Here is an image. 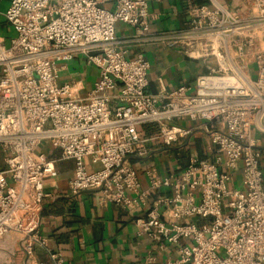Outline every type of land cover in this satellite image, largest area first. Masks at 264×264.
Returning <instances> with one entry per match:
<instances>
[{
    "label": "built area",
    "instance_id": "1",
    "mask_svg": "<svg viewBox=\"0 0 264 264\" xmlns=\"http://www.w3.org/2000/svg\"><path fill=\"white\" fill-rule=\"evenodd\" d=\"M160 1L10 0L3 17L15 37L8 46L0 37V248L16 242L32 262L39 246L64 263L41 235L42 209L57 163L72 161L70 192L136 214L139 236L177 249L165 264H264L253 135L264 134V0H187V27L151 33L149 2ZM117 24L135 36L118 38ZM129 43L163 45L205 72L174 90L159 80L150 93V62L130 56ZM76 59L97 70L85 98L59 83ZM157 141L172 153L167 172L137 170L131 160L158 156Z\"/></svg>",
    "mask_w": 264,
    "mask_h": 264
},
{
    "label": "crops",
    "instance_id": "2",
    "mask_svg": "<svg viewBox=\"0 0 264 264\" xmlns=\"http://www.w3.org/2000/svg\"><path fill=\"white\" fill-rule=\"evenodd\" d=\"M10 0H0V15L6 11ZM187 0H163L149 2V30L151 33L172 31L187 27ZM116 34L120 39L135 36L133 28L117 24ZM130 56L142 52L150 62L148 76L149 92L159 90V80L168 90L182 85L193 86L198 75L205 71L201 63L188 60L175 50L163 45H139L129 43L124 46ZM97 70L79 59L67 64L60 74L59 83H73L76 96L85 98L97 79ZM188 121L183 125H192ZM253 135L259 141L263 153L264 171V134L254 130ZM46 149V148H45ZM159 155L148 160L132 159V165L143 172L145 167L153 165L157 173L163 175L171 166L173 157L170 151L157 141L153 146ZM200 153V147L197 145ZM48 154L52 153L49 146ZM88 162H90L88 160ZM58 175L45 183L46 197L42 209L41 235L47 241V249L60 253L63 264H165L174 259L177 249L166 246L157 249L146 236H139L135 225L136 214L125 208L110 204L101 206L93 191L73 195L69 182L74 176V162L63 161L56 165ZM95 167L89 164V170ZM144 188L148 187L146 178ZM33 261L29 262L28 254L18 243L9 242L0 248V264H53L48 251L36 246L33 248Z\"/></svg>",
    "mask_w": 264,
    "mask_h": 264
},
{
    "label": "rangeland",
    "instance_id": "3",
    "mask_svg": "<svg viewBox=\"0 0 264 264\" xmlns=\"http://www.w3.org/2000/svg\"><path fill=\"white\" fill-rule=\"evenodd\" d=\"M0 37L5 39L7 46L9 45L11 39L15 37V31L6 25L3 15H0ZM47 147L48 143H43L40 150H45V148L47 149ZM3 167V159L0 153V169H2Z\"/></svg>",
    "mask_w": 264,
    "mask_h": 264
}]
</instances>
